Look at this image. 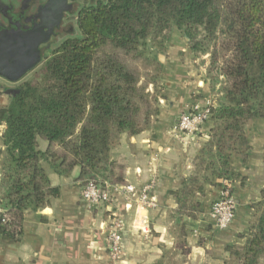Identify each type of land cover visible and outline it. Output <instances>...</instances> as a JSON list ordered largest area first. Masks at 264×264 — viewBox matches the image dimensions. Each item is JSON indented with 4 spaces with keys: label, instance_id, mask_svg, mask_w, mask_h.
<instances>
[{
    "label": "trees",
    "instance_id": "16d2710c",
    "mask_svg": "<svg viewBox=\"0 0 264 264\" xmlns=\"http://www.w3.org/2000/svg\"><path fill=\"white\" fill-rule=\"evenodd\" d=\"M172 27L196 57H213L219 34L230 53L218 73L209 70L213 86L221 77L228 83L194 174L174 193L176 217H196L197 196L236 177L234 159L250 150L246 126L264 121V0H99L80 11L76 37L53 51L39 78L15 88L0 111L6 127L0 244H18L25 213L44 209L59 194L44 164L65 177L79 167L84 184L127 185L124 164L112 151L123 134H140L159 112L158 94L148 90L157 79L144 83L131 64L150 67L158 61L148 40L167 41ZM39 139L48 143L46 151L39 149ZM253 209L246 243L228 248L235 264H264V190Z\"/></svg>",
    "mask_w": 264,
    "mask_h": 264
},
{
    "label": "crops",
    "instance_id": "0c3cea01",
    "mask_svg": "<svg viewBox=\"0 0 264 264\" xmlns=\"http://www.w3.org/2000/svg\"><path fill=\"white\" fill-rule=\"evenodd\" d=\"M171 42L167 56L163 60L158 56L163 66L158 114L140 134H123L112 151V158L124 164L126 182L136 190L134 198L156 178L151 196L154 207L142 210L136 222L135 202L127 208L128 202L115 189L116 206L90 205L81 197L84 183L78 180L79 167L65 177L45 166L49 184L59 194L51 197L44 209L25 213L20 242L0 244V264H233L228 248L246 243L253 205L261 200L264 190V121L255 119L247 124L250 150L247 157L234 159L236 177L219 180L216 186H208L204 195H198L200 213L196 217H176L174 193L194 174L198 155L214 126L206 123L193 135L173 133L179 117L209 97L212 88L207 63L198 64L184 35H174ZM8 89L14 88L0 79V111L10 103ZM149 91L153 93V87ZM5 130L0 124V189ZM38 146L46 151L48 143L39 139ZM228 186L236 202L235 217L229 228L219 230L210 217L211 206ZM115 214L124 225L123 253L118 260L111 258L105 243V228Z\"/></svg>",
    "mask_w": 264,
    "mask_h": 264
},
{
    "label": "built area",
    "instance_id": "2783aa9c",
    "mask_svg": "<svg viewBox=\"0 0 264 264\" xmlns=\"http://www.w3.org/2000/svg\"><path fill=\"white\" fill-rule=\"evenodd\" d=\"M215 101L206 98L190 106L189 110L182 114L172 128L175 135H193L201 131L204 124L209 123L213 117ZM157 186L156 178H152L141 190L140 196L134 198L135 188L132 185H110L108 183L86 182L82 187L81 197L90 205L116 206L117 199L112 195L115 189L128 202L127 208H131V202L136 205V222L141 218V211L154 207L152 194ZM115 202V203H114ZM236 212V202L230 187L223 192L220 200L211 206L210 217L219 230H226L232 224ZM138 219V220H137ZM106 230V249L112 259L118 260L123 253L124 225L121 217L117 214L112 216Z\"/></svg>",
    "mask_w": 264,
    "mask_h": 264
},
{
    "label": "flooded vegetation",
    "instance_id": "af4514ba",
    "mask_svg": "<svg viewBox=\"0 0 264 264\" xmlns=\"http://www.w3.org/2000/svg\"><path fill=\"white\" fill-rule=\"evenodd\" d=\"M3 1L9 4L12 0ZM97 1L99 0H39L23 11L21 8L15 13L0 11V21L8 29L10 18L13 17L15 22L21 17L24 40L28 47L34 45L33 52L38 61L27 75L42 65L51 56H48L49 53L52 54L62 43L74 38L80 11ZM27 56H30V52Z\"/></svg>",
    "mask_w": 264,
    "mask_h": 264
},
{
    "label": "water",
    "instance_id": "95a60500",
    "mask_svg": "<svg viewBox=\"0 0 264 264\" xmlns=\"http://www.w3.org/2000/svg\"><path fill=\"white\" fill-rule=\"evenodd\" d=\"M38 1L14 0L6 4L0 0V11L15 13L20 8L23 11ZM18 20L14 22L13 17L10 18L9 29L0 21V79L8 83H17L22 80L27 73L34 69L38 61L33 52L34 45L28 47L27 41L24 40L21 17ZM29 52L30 56H27ZM6 93L10 96L13 95L15 88L8 89Z\"/></svg>",
    "mask_w": 264,
    "mask_h": 264
},
{
    "label": "rangeland",
    "instance_id": "374dc122",
    "mask_svg": "<svg viewBox=\"0 0 264 264\" xmlns=\"http://www.w3.org/2000/svg\"><path fill=\"white\" fill-rule=\"evenodd\" d=\"M76 29H77V26H76ZM180 32L181 31L177 30L176 27H172V29L168 32L169 39L167 41H161V39H155V40L154 39H149L148 40L149 46H151L152 49L154 50V52H156V57L157 58H158V56H161V60H163V56L165 54L167 56V54L169 52V49H170L171 45L173 44L171 42V38L174 37V35H176V34L183 35L182 32L181 33ZM75 35H77V32L75 33ZM75 35H74V37H76ZM218 36L219 37L214 41V45H213V47L211 49V52L213 53V57H211V54H208L206 56H201V57H196L195 56L198 59V64L206 65V63H207V67H206V69H207V77H208V79L210 81H212V79H210L209 70L211 69L213 71V73H216V72L218 73V71L221 69L223 63L230 56V53L227 51V47H226V45H227L226 38L222 34H219ZM188 47H189V45H188ZM49 55H51V53H49L48 56ZM127 62L130 63V61H127ZM131 65L134 68L138 69L139 75H140V77L142 79L145 78V80L143 79L144 83H146V82L148 83L150 81L151 76L154 77L155 79H157L155 86L150 84L148 86V90H149L150 87H153V91H154L153 93L154 94L155 93L159 94L160 93V91H159L160 86H158V85H159V78H160V76H161V74L163 72L162 64L159 61H156L152 65H150V67L148 66V64L146 65L144 62H141V63L133 62ZM41 66L42 65H40L37 69H35L30 74H28L26 77H24L19 82H17V83H9V86H11L12 88H17L23 82L36 81L39 78V76H40ZM215 82H217V83L214 86L212 85V82H211L212 92H211V95H209V97H207V98H212L215 101V108H216V106H218V104L220 103V100H221V98L223 96L221 91H223L224 88L227 87V83L228 82H227V79H224L222 77H221V79H218ZM213 87H215V90H213ZM204 99H206V98H204ZM198 102H201V101H198ZM210 122H213V120L211 119ZM213 126H214V123H213ZM44 166L48 167L47 164H44ZM249 234H250V232H249ZM233 264H235V263H233Z\"/></svg>",
    "mask_w": 264,
    "mask_h": 264
}]
</instances>
